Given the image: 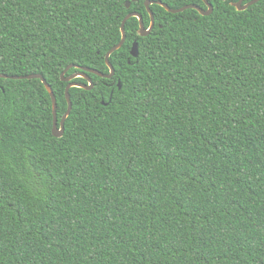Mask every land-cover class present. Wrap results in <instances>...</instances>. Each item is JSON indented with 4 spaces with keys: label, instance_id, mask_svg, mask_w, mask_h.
<instances>
[{
    "label": "trees",
    "instance_id": "obj_1",
    "mask_svg": "<svg viewBox=\"0 0 264 264\" xmlns=\"http://www.w3.org/2000/svg\"><path fill=\"white\" fill-rule=\"evenodd\" d=\"M130 1L0 0V74L58 126L154 2L60 138L0 78V264H264V0Z\"/></svg>",
    "mask_w": 264,
    "mask_h": 264
},
{
    "label": "water",
    "instance_id": "obj_2",
    "mask_svg": "<svg viewBox=\"0 0 264 264\" xmlns=\"http://www.w3.org/2000/svg\"><path fill=\"white\" fill-rule=\"evenodd\" d=\"M138 0H131L130 2L126 3V8L128 9L131 5V2H137ZM221 1H227V0H221ZM244 0H238L236 3H232V6L234 8H236V10L238 11H244L246 10L248 7L256 4L259 0H252L246 4H243ZM204 4L206 5V10H203L197 6H193V5H189V6H185L183 8H179V9H171L169 8L167 5L163 4L162 2L158 1L155 2V4L163 7L167 12L172 13V14H177V13H181L185 10L188 9H193L195 11H197L200 15L202 16H209L212 12H213V6L211 4H209L207 2V0H203ZM154 4V2L152 1H145L144 5L146 8V11L148 12L149 16H150V25L147 29H145L144 24H143V20H142V16L137 14V13H129L125 16V18L122 20L121 25H120V33H121V39L119 41L118 44H116L113 48H111L106 54H105V64L109 69V73L108 74H103L101 72H98L96 70L93 69H89V68H85V67H77V66H73L70 65L68 66L62 73H61V80L64 82H67V86L65 88V97H66V101H67V110L64 113V115L61 117V120L59 122V126H58V122H57V116H56V109H57V103H56V98L55 95L51 89V86H49V84L46 82V80L43 78V76H41L40 74H34V75H27V76H7V75H2L0 74V78H4V79H13V80H22V79H27V80H31V79H39L42 84L44 85L46 91L48 92L50 99H51V105H52V115H53V122H52V135L56 138H60L63 135L64 132V122L66 120V118L69 116L71 109H72V104L70 101V97H69V90L70 88H82L85 90H91L93 88V83L91 78L87 75V73L89 74H93L95 76H98L100 78H105V79H111L114 75V68L112 67V65L109 63V57L112 53H114L115 51L119 50L122 45L125 42V38H126V34H125V23L128 19L130 18H137L138 20V24H139V29H138V35L140 37H145L147 36L150 31L153 29L154 27V17L152 14V11L150 10V5ZM130 56L133 58H136L138 56V45L136 42H134L131 46L130 49ZM78 68L81 72L79 73H75L72 74L69 77H64L65 73H67V71L72 68ZM76 78H82L86 81V84H80V83H74L73 80ZM117 87L120 88V83L117 84Z\"/></svg>",
    "mask_w": 264,
    "mask_h": 264
}]
</instances>
